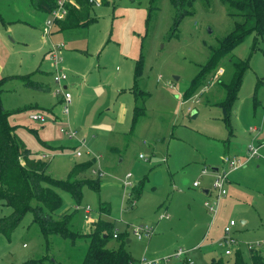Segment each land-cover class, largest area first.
<instances>
[{"label":"rangeland","instance_id":"374dc122","mask_svg":"<svg viewBox=\"0 0 264 264\" xmlns=\"http://www.w3.org/2000/svg\"><path fill=\"white\" fill-rule=\"evenodd\" d=\"M27 1L0 0V79L6 78L1 103L10 111L8 122L33 156L48 163L47 173L55 179L66 180L75 165L92 160L87 150L76 156L74 139L60 132L68 124L85 137L95 155H101L102 168L93 174L89 166L76 176L98 178L100 184L99 191L83 187L78 202L58 190L62 205L51 215L60 219L71 214L70 230L79 238L72 242L51 234L47 246L27 211L9 234L0 233V264H75L85 253V237L102 220L111 223L110 233L119 235L106 247L117 249L129 239L124 247L134 264L142 256L157 258L158 264H211L212 259L234 264V253L224 256L216 242L229 220L235 221L231 232L240 241L244 264H252V257L264 260V246L254 250L243 246L264 238V34L257 41L255 33L245 37L185 99L183 93L211 48L233 28L234 18L222 1L195 0L191 13L174 24L171 0H100L77 35L48 36L47 50L51 43L64 42L58 63L67 74L64 83H78L69 91V112L64 113L62 94L52 91L56 89L52 73L41 79L49 87L44 91L7 78L27 76L39 62L31 56L44 39L37 28L40 23H31ZM46 55L43 62L51 71ZM231 55L247 60L248 68L226 120L225 111L215 104L224 93L217 80L227 78ZM37 77H30L29 83ZM135 102L145 113L132 127ZM38 112L44 121L28 118ZM249 145L260 146L252 158ZM227 155L241 162L250 159L228 174L227 194L211 218L203 202L212 200L213 168L221 170ZM127 173L130 185L124 187ZM194 181L198 186L192 185ZM101 203L107 205V213L103 205L98 211ZM86 205L91 208L89 220L83 214ZM10 213L11 208L0 203V217ZM161 213L168 217L160 218ZM140 224L153 228L149 238L134 235ZM179 248L185 252L176 256Z\"/></svg>","mask_w":264,"mask_h":264},{"label":"trees","instance_id":"16d2710c","mask_svg":"<svg viewBox=\"0 0 264 264\" xmlns=\"http://www.w3.org/2000/svg\"><path fill=\"white\" fill-rule=\"evenodd\" d=\"M57 0H29L31 8L40 13H50L56 6ZM195 0H171L175 8V23L182 17L191 13V7ZM227 13L234 18V25L220 41L211 48L206 61L201 64L195 76L191 79L189 87L183 93L185 99L207 81L213 75L228 54L239 45L249 34L255 33V39L262 38L264 34V0H221ZM93 3L89 0H73L67 4V14L63 20L57 21L60 29H75L86 27L91 20L90 11ZM229 69L227 78H219L217 84L224 91L223 96L215 105L225 111V119L228 120L231 108L237 98L243 76L248 68V62L231 55L228 59ZM140 72L137 67L136 75ZM22 79V76H11ZM29 77L28 75L26 78ZM10 78V77H7ZM6 78L0 79V203L11 208V213L0 217V233L9 234L19 223L22 216L31 211L33 222L38 225L40 232L48 246L49 235L67 237L74 242L79 234L70 230L71 214L64 213L60 219H54L52 213L59 210L62 205L58 190L68 192L76 202L80 200L83 187L99 191V179L77 180L79 173L85 172L93 165V160L75 165L66 178L59 180L48 173V163L45 160L33 156L23 140L15 132V126L10 125L8 117L10 111L1 103L3 92L2 83ZM25 80V79H24ZM26 83V82H25ZM29 83V82H28ZM27 84V83H26ZM29 85H34L30 82ZM144 108L135 102L132 127L144 114ZM131 127V129H132ZM47 147V145L45 144ZM35 201V206L32 202ZM107 205L99 204L98 211ZM102 213V212H99ZM101 223V224H100ZM95 229L85 237L88 241L85 253L80 261L75 264H134V258L125 249L122 240L117 249L106 247L110 238H119L115 232L110 233L111 223L102 220ZM116 234V236H114ZM234 253V264H244L240 250ZM229 256V255H224ZM252 264H264L259 257H252ZM211 264H223L221 260H211Z\"/></svg>","mask_w":264,"mask_h":264},{"label":"built area","instance_id":"2783aa9c","mask_svg":"<svg viewBox=\"0 0 264 264\" xmlns=\"http://www.w3.org/2000/svg\"><path fill=\"white\" fill-rule=\"evenodd\" d=\"M91 3L95 5H99L100 1L99 0H89ZM73 3V0H57L56 1V6L54 9L50 12L49 16L44 20V24L42 26V34L44 36H47L51 33L53 27L56 25L57 21L63 20L66 17L67 14V4ZM64 47L63 42H57L55 44H52L50 46V49L48 51L49 59L51 62V65L53 67L52 71V79L53 82L57 86V91L56 93L62 94V110L64 113H68L69 109L68 106L71 102V94L70 92L63 86L64 82L67 80V74L64 71L63 68H61L58 63L61 59L60 57V52L62 48ZM29 119L35 120V121H44V116L42 113H30L28 115ZM60 132L68 136L69 138H75L77 136V131L71 128L68 125L65 127L60 128ZM82 150H87L89 155L92 156V158L95 160V163L97 164L96 167H91V172L93 174H97L99 171V155H95L88 147H85V139L84 138H79V144L78 148L75 150L76 156H81ZM249 153V157H254L258 154V147L257 146H252L249 145L247 149ZM140 158H144L142 154H139ZM224 161V167L221 170L214 171L213 175V182H212V191L214 193L213 198L211 201L205 200L203 202V206L207 209L209 212L211 218H214L219 206H220V201L224 198V196L227 194V191L225 189V183L227 181V176L228 174L236 169L238 166L243 165L244 162H241L237 160L234 157H229L224 156L223 157ZM206 171L203 170L201 174H205ZM130 173H127L125 175V178L123 180V185L128 186L130 185L129 178H130ZM193 186H198V182L194 181L192 183ZM90 206L86 205L85 208L83 209V214L84 218L86 220H89L91 217L90 215ZM162 217H168V214H161L160 218ZM235 225V221L229 220L222 229V233L217 239V245L220 248H223V254L224 255H230L237 249H239L238 242H240L238 239H236L232 235V227ZM153 232V228L148 226V225H137L134 227V235L138 239L142 238H149L150 235ZM116 236V234H114ZM243 246L248 249V250H254L258 249L262 246H264V238L263 239H256L253 241H246L243 242ZM185 252L184 249L179 248L176 251V256H181ZM158 259H146L145 257H141L138 261L137 264H158Z\"/></svg>","mask_w":264,"mask_h":264},{"label":"crops","instance_id":"0c3cea01","mask_svg":"<svg viewBox=\"0 0 264 264\" xmlns=\"http://www.w3.org/2000/svg\"><path fill=\"white\" fill-rule=\"evenodd\" d=\"M100 1V0H99ZM27 9L28 10H26L27 12H29V17L31 18V23L33 24V23H40V25L38 24V26H37V28H38V30L40 31V34H41V37L44 39V41L42 42V46H38L37 48H36V50H34L33 51V53H34V55L35 56H31V58L33 57V59L35 60V61H38L39 60V62L37 63L38 65L36 66V68L35 69H30L31 71H29V72H32V73H27V75L29 76V78L30 77H35V76H37L38 75V77L37 78H34L33 79V83H34V85H32L33 87H35V88H38V90H47V89H49V87H48V85H47V83H45V82H43L41 79L45 76L44 74H48V75H50V77H51V73H52V71H53V67H52V65H51V62H49V67H50V69H51V71L49 70V68L47 67V63H45V61L43 62V60H45L46 58H47V53H48V51H49V49L47 50V48H46V46L48 45V47H49V44H50V38L49 37H51L52 35H55V33H57V34H64V35H72V34H74V35H77L76 33H79L80 32V30H82V29H84L85 27H77V28H75V29H60L59 28V26L56 24L55 26H56V28H55V31L56 32H53V30H54V28L52 29V31H51V35H47V36H44L43 34H42V26H43V24H44V20L49 16V14L50 13H48V14H46V13H40V12H36V11H34L32 8H31V6H30V4H29V0L27 1ZM95 5V4H94ZM99 5H100V3H99ZM26 8V7H25ZM38 18H41V20H43V22L42 21H40V20H38ZM31 24V26H32V29L34 28V25H32ZM79 30V31H76V32H73L72 30ZM49 36V37H48ZM64 43V42H63ZM24 45H26V46H28L29 44H27V43H23ZM52 44H55V43H51V45ZM50 45V46H51ZM30 46V45H29ZM63 49V48H62ZM45 52H46V54H45ZM33 64H35V63H33ZM34 66V65H33ZM65 71V70H64ZM36 73V74H35ZM26 76V74L25 75H22V74H11L10 76H8V77H10L9 78V80H11V79H13L11 76ZM32 75V76H31ZM34 75V76H33ZM29 78L28 79H26V83L23 81V79H20V81H22L23 82V84L25 85V87H27V86H31V85H29L30 83H28L29 82ZM65 84V85H64ZM63 84V86L68 90V91H70V89H73V88H77L78 87V83L76 84V83H72V82H70L69 84H68V82L67 83H64ZM56 86V85H55ZM56 89H53L52 91H53V94H55V95H58L59 93H56V91H57V86L55 87ZM121 90H124V89H121ZM126 91V90H125ZM133 94H134V92H133ZM134 97H135V95H134ZM60 103H61V105H62V97H61V100H60ZM70 105V104H69ZM68 109H69V106H68ZM133 110H134V106L132 107V112H131V123H132V115H133ZM69 112V111H68ZM125 113H126V108L125 109H123V112L121 113V117L120 118H122V116H124L125 115ZM68 117V116H67ZM29 118V117H28ZM70 126V125H69ZM71 127V126H70ZM71 128H73V127H71ZM74 129V128H73ZM75 130V129H74ZM77 131V130H76ZM130 136L132 135V129L130 128ZM79 138H84L85 139V137L84 136H78V133H77V136L75 137V138H70V139H74V141H75V143L72 145V147L73 148H78V144H79ZM145 142V141H144ZM47 145V144H46ZM85 147H88L89 149H91L89 146H87V144H86V142H85ZM258 147V152H259V148H260V146L258 145L257 146ZM47 149H54L55 147H52V146H50V145H47V147H46ZM92 150V149H91ZM100 157L99 158H101V155H99ZM138 157H139V155H138ZM140 158V157H139ZM252 158V157H251ZM90 159H92L93 161H94V163H93V165L95 164V160L92 158V157H90ZM142 159H147V158H142ZM250 158H246L243 162L245 163V161H248ZM121 160V159H120ZM91 160H89V162H90ZM101 161H100V159L98 160V164H99V167L100 168H102L101 167V163H100ZM92 165V166H93ZM91 166V167H92ZM214 169V168H213ZM215 171H216V169H214ZM211 190H207V189H204L203 190V192L205 193V194H211V192H210ZM161 214H163V213H161ZM161 214H159V215H161ZM167 214V213H166ZM166 219V218H165ZM241 222L242 223H244V221L243 220H241ZM130 241V240H129ZM139 261V260H138ZM134 263H135V259H134Z\"/></svg>","mask_w":264,"mask_h":264},{"label":"water","instance_id":"95a60500","mask_svg":"<svg viewBox=\"0 0 264 264\" xmlns=\"http://www.w3.org/2000/svg\"><path fill=\"white\" fill-rule=\"evenodd\" d=\"M176 79H177V77H176ZM214 169H216V168H214ZM126 242H129V239H127ZM176 264H180V262H178V263H176Z\"/></svg>","mask_w":264,"mask_h":264}]
</instances>
